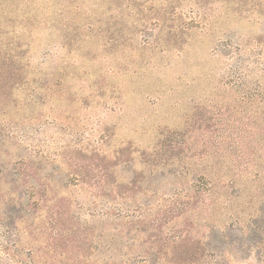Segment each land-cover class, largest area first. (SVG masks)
<instances>
[{
  "label": "rangeland",
  "instance_id": "rangeland-1",
  "mask_svg": "<svg viewBox=\"0 0 264 264\" xmlns=\"http://www.w3.org/2000/svg\"><path fill=\"white\" fill-rule=\"evenodd\" d=\"M0 137L38 171L25 261L264 227V0H0Z\"/></svg>",
  "mask_w": 264,
  "mask_h": 264
},
{
  "label": "trees",
  "instance_id": "trees-1",
  "mask_svg": "<svg viewBox=\"0 0 264 264\" xmlns=\"http://www.w3.org/2000/svg\"><path fill=\"white\" fill-rule=\"evenodd\" d=\"M2 156L0 154V264H34L23 259L20 227L25 218L32 216L38 203L32 184V175L35 177L38 171L25 166L27 162L23 158L18 159L16 165L20 166L16 167ZM204 203H201L203 209ZM201 221L192 227L198 230L193 235L185 230L169 234V229L164 230L167 226L161 223L158 229L147 234L148 248L136 251L139 253L130 264H264L263 226L252 222L241 233V238L234 239L227 229L217 224L222 223L220 218L211 226H198ZM158 224L159 221L155 226ZM136 233L141 235L145 231L136 229ZM89 253L72 247L62 255L65 261L56 264H100L88 262Z\"/></svg>",
  "mask_w": 264,
  "mask_h": 264
}]
</instances>
